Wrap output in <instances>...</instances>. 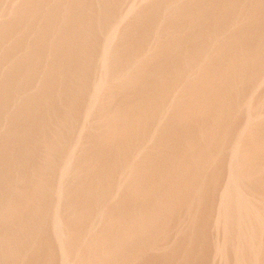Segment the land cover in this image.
I'll return each instance as SVG.
<instances>
[{"label":"rangeland","instance_id":"rangeland-1","mask_svg":"<svg viewBox=\"0 0 264 264\" xmlns=\"http://www.w3.org/2000/svg\"><path fill=\"white\" fill-rule=\"evenodd\" d=\"M0 264H264V0H0Z\"/></svg>","mask_w":264,"mask_h":264},{"label":"bare ground","instance_id":"bare-ground-1","mask_svg":"<svg viewBox=\"0 0 264 264\" xmlns=\"http://www.w3.org/2000/svg\"><path fill=\"white\" fill-rule=\"evenodd\" d=\"M134 230V229H133Z\"/></svg>","mask_w":264,"mask_h":264}]
</instances>
